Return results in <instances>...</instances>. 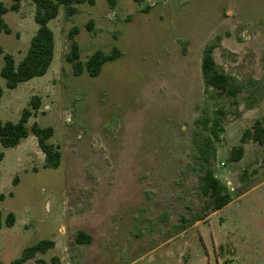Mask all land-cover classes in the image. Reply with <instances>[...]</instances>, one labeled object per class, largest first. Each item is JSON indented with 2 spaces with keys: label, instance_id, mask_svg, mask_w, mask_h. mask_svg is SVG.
<instances>
[{
  "label": "rangeland",
  "instance_id": "374dc122",
  "mask_svg": "<svg viewBox=\"0 0 264 264\" xmlns=\"http://www.w3.org/2000/svg\"><path fill=\"white\" fill-rule=\"evenodd\" d=\"M75 7L72 17L61 7L48 24L55 57L44 76L9 89L0 55V120L18 122L32 97H41L29 126H52L51 142L63 153L61 165L47 169L32 134L16 147L0 142V211L16 216L0 230V264L44 239L55 247L24 264H264V145L241 142L264 119V0ZM35 12L33 0H21L19 11L5 14L12 32L0 33V45L17 64L39 28ZM73 28L83 61L96 50L118 48L121 56L97 77L75 76L65 59ZM217 37L214 56L240 88L236 97L205 90L203 50ZM216 109L226 116L213 169L232 202L193 223L202 206L194 140L205 134L197 120ZM239 145L245 154L232 161ZM80 230L91 243L76 244Z\"/></svg>",
  "mask_w": 264,
  "mask_h": 264
},
{
  "label": "trees",
  "instance_id": "16d2710c",
  "mask_svg": "<svg viewBox=\"0 0 264 264\" xmlns=\"http://www.w3.org/2000/svg\"><path fill=\"white\" fill-rule=\"evenodd\" d=\"M111 7H115L116 0H106ZM142 3L145 0H135ZM36 12L35 20L39 26L36 34L32 37L29 49L24 58L17 64L13 55L5 53L0 45V55H4V65L1 69V76L6 81L9 89H15L20 83L27 82L35 77L44 76L51 67L55 57V34L48 26L49 22L56 19L61 7L64 8L66 16L72 17L76 14V4L95 5L97 0H33ZM21 0H12V5L7 7L0 2V33L10 34L11 28L5 20V14L11 11H19ZM148 9V7H147ZM92 27L90 22L88 28ZM78 29L73 28L69 33L71 40L70 50L66 54V61L72 66L73 74L81 76L87 72L91 77L100 75L103 66L110 61H114L121 56V51L114 48L110 53L102 50H96L86 61L81 59L80 46L75 36ZM221 37L215 41L206 44L202 57V76L207 92H212L217 96L236 97L240 93V88L235 85L231 75L222 70L215 59L214 52L219 46ZM4 90L0 85V98ZM256 96V95H255ZM255 96L248 97V106L252 108L255 104ZM42 99L39 96H33L29 107L22 112L18 122L0 120V142L5 148L18 146L24 139L31 134L36 137L38 146L45 156L44 168L56 169L62 163L63 153L59 145L51 142L55 135V129L52 126L42 127L37 122L29 126L30 119L41 108ZM226 112L223 109H216L213 116L205 115L197 120V124L202 127L205 134L194 140L196 148L195 159L197 161L198 173V192L202 197L201 209L194 215L191 221L198 222L204 220L211 212L222 210L232 202V195L227 187L216 177L213 169V162L217 158L216 142L221 140L224 134L223 121ZM248 140H253L260 145H264V119L256 120L250 129H247L241 139L242 144ZM245 149L243 145L233 147L231 150V160L239 161L243 158ZM4 158V153L0 151V162ZM246 176V175H243ZM18 183L17 177L14 184ZM3 195H0L2 198ZM188 221L185 216H181V222ZM16 223V216L9 212L4 218L0 211V230L6 227H13ZM179 231L185 230V225L178 228ZM76 244H89L92 237L84 231H78L75 235ZM55 241L44 239L37 244L27 247L21 257L13 260L10 264H24L35 258L38 253H45L54 248ZM39 264H47L40 260Z\"/></svg>",
  "mask_w": 264,
  "mask_h": 264
}]
</instances>
